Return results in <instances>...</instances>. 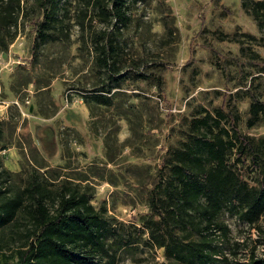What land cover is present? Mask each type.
Returning a JSON list of instances; mask_svg holds the SVG:
<instances>
[{
	"label": "rangeland",
	"instance_id": "rangeland-1",
	"mask_svg": "<svg viewBox=\"0 0 264 264\" xmlns=\"http://www.w3.org/2000/svg\"><path fill=\"white\" fill-rule=\"evenodd\" d=\"M241 1L130 6V21L116 35L120 85L104 107L83 96L111 84L96 64L94 43V33L110 26L89 11L94 19L80 28L82 0H62L65 11L49 30L55 37L39 41L43 11L34 0H21L17 23L4 30L6 46L0 42V187L6 195L21 191L32 170L53 191L76 186L127 241L113 246L115 264H183L146 243L145 226L149 196L166 173L165 160L187 138L191 117L232 96L241 133L264 136V122L245 124L249 94L264 97V26H256ZM216 220L229 229L214 237L219 260L248 264L252 254L264 257V214L255 225L226 210ZM26 225L19 212L0 231V264H13Z\"/></svg>",
	"mask_w": 264,
	"mask_h": 264
},
{
	"label": "trees",
	"instance_id": "trees-1",
	"mask_svg": "<svg viewBox=\"0 0 264 264\" xmlns=\"http://www.w3.org/2000/svg\"><path fill=\"white\" fill-rule=\"evenodd\" d=\"M34 1L45 16L37 27L36 39L51 40L55 36L49 30L55 29L58 12L65 11L62 0ZM140 1L82 0L83 8L76 19L80 28L86 19L88 23L94 19L89 11L110 26L94 33V43L96 64L101 73H107L111 84L91 90L83 96L84 101L104 107L111 104L110 93L121 78L116 35L130 21V6ZM241 6L256 26L263 28L264 0H242ZM22 12L21 0H0V42L4 47V30L15 25ZM231 97L211 111L200 108L191 117L187 138L165 160L166 173L149 196L151 218L145 226L146 243L183 264L227 262L224 256L221 258L225 260L218 259L220 250L214 242L217 232L227 236L229 231L216 220L223 210L249 225H255L264 214V136L241 133L238 112L230 106ZM249 97L245 124L251 128L264 122V97L252 93ZM90 197L66 184L53 191L33 170L21 191L7 196L0 187V231L14 222L19 212L27 222L13 264H115L113 246L127 241L117 235L104 216L105 209L90 203ZM176 229L195 233L197 238L187 234L180 237ZM248 264H264V257L252 254Z\"/></svg>",
	"mask_w": 264,
	"mask_h": 264
}]
</instances>
